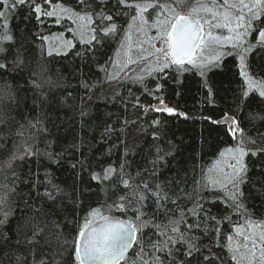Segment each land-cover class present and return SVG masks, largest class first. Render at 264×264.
Segmentation results:
<instances>
[{
    "label": "trees",
    "instance_id": "1",
    "mask_svg": "<svg viewBox=\"0 0 264 264\" xmlns=\"http://www.w3.org/2000/svg\"><path fill=\"white\" fill-rule=\"evenodd\" d=\"M128 2L143 4L146 0ZM89 3L92 35L86 40L76 34L70 18L41 14L37 19L33 10L38 4L42 13H47L52 6L61 5L84 13L79 0L0 3L4 14L0 36L11 37L0 39V64L6 65L0 69V220L8 213L0 224V264H18L24 259L28 264L41 260L45 264H75L71 241L86 218L99 217L88 215L92 208L100 209L101 215L134 220L135 206L127 211L110 207L126 192L119 176L114 175L111 181L92 178L109 168L119 173L122 164L124 172L134 178V187L142 181L153 188L159 184L171 197L164 207L172 211L160 213L156 223L167 224L173 211L178 214L182 208H192L182 190L192 193L207 183L220 153L238 142L239 136L233 139L226 124L213 123L225 114L239 121L248 138L264 144L258 136L264 134V98L259 95L264 87V45L255 29L243 39L242 47H218L220 58L205 65L203 75L200 68L185 62L182 71L175 65L162 66L163 70L157 68L139 78L115 81L109 79L113 58L136 10L119 5L118 0ZM101 12L113 20H101ZM144 17L151 23L156 12L150 8ZM111 23L117 31L105 37L102 29ZM58 34L67 46L50 50L47 37ZM94 35L100 43L92 39ZM249 45L243 70L254 82L252 88L241 75L240 54ZM158 102L174 112L155 109ZM27 146L33 154L15 159L8 167L13 154L21 156ZM158 147L162 150L159 153ZM166 152L171 155L164 156L152 175V161ZM245 163L246 183L240 185L244 207L239 212L229 206L230 202L225 203L224 192H202L205 209L222 222L218 239L214 231L205 236L203 226L189 233L201 249L197 254L201 260L204 255L212 259L228 255L224 245L229 234L234 240L237 237L234 226L248 229L249 219L264 225V154H249ZM53 185L61 190L54 201L45 195ZM178 197L179 208L171 203ZM155 209L153 199H148L143 208L147 218H153ZM225 216L230 220L223 219ZM196 219L186 215L181 229L187 231V224ZM34 231L39 233V244H17L18 238L23 241ZM155 231L145 228L143 238L133 244L120 264H141V245L150 251L146 242L157 239ZM175 260L176 264L185 260L196 264L183 251L175 252ZM165 264L171 261L165 260Z\"/></svg>",
    "mask_w": 264,
    "mask_h": 264
},
{
    "label": "snow or ice",
    "instance_id": "2",
    "mask_svg": "<svg viewBox=\"0 0 264 264\" xmlns=\"http://www.w3.org/2000/svg\"><path fill=\"white\" fill-rule=\"evenodd\" d=\"M26 0H13V5H23ZM48 2V0H46ZM0 3L7 5L8 0H0ZM79 4L85 9L84 15L74 13L79 20L87 18L91 21L93 13L87 11L91 7L89 0H79ZM119 5H123L129 9H135L136 15L132 17L135 21L138 17L142 26H148L149 20L144 17V13H148L151 8L156 12V18L151 27L155 29L156 39H158L162 46L156 48L157 54L163 58V68L175 65L178 71L184 70L185 62L192 64L194 67L201 69V74H204L205 65L197 64L193 59L197 48L209 46L210 43L216 44L224 42L232 43V46L242 47L243 38L253 29L258 33L259 42L264 45V0H204L203 3L197 0L193 4L192 0H170V2H161V0H146L145 3H129L128 0H118ZM61 8L62 12H70V9ZM159 11H156V10ZM37 15V19L41 14L48 16L54 15V12L42 13L40 6L37 4L33 9ZM0 12V17H3ZM150 15V14H149ZM101 20L111 22L113 17L111 15H104L99 13ZM260 27L256 28V24ZM205 25L208 26L207 32L208 40L204 39ZM131 27V25L129 26ZM212 28L227 29L228 36H214L211 32ZM117 31L115 23H111L102 29L103 35L106 37ZM140 31H143L141 27ZM6 34L0 36V39H10ZM97 43L101 41L94 35L92 37ZM251 45L243 48L240 54L242 65L241 75L246 78L249 88L253 87V81L248 78L247 73L243 70V62L245 54L251 50ZM216 56L215 59H219ZM6 68L5 64H0V69ZM161 68V70H163ZM109 74V79H115ZM87 87V85H84ZM248 92H244V96H248ZM259 95L264 98V87L260 88ZM165 110L169 114L174 112L172 108L158 109ZM210 119V118H209ZM221 121H213V123H220ZM223 122L229 124V133L236 139L239 136L235 147L226 148L220 153L223 157L225 154H230V159L224 169H220L221 175L215 179H209L207 183L200 186L192 193L186 190L185 196L192 208H182L177 214L172 212V216L168 217L167 224H159L155 222V218L164 213L167 215L171 209L165 208L164 205L171 199L168 192L157 184L153 188L148 182L142 181L135 185V180L129 174L124 172L125 165H121V171L116 172L115 169H106L103 175L93 174L94 180L111 181L114 175L120 178V184L126 190L124 195L119 196V202H114L110 207H114L117 211H127L130 207H134L135 219L122 221L118 218H110L101 215V210L92 208L89 212L90 217L99 216L103 222L101 226L95 227V221L92 219H85L83 226L76 232L75 237L71 241V247L74 248L75 264H120L121 260L125 259V253L134 243H139L143 238L144 229L147 227L154 228L156 240L147 241V246L150 251L146 250L144 245H141V264H165V260H170L171 264H176L175 252L183 251L184 256L192 257L196 260V264H215L218 260L219 264H264V225L256 224L251 219L247 221L248 229L242 231V226H234V232L239 240L236 246L233 247L234 236L229 234L227 236V244L224 247L227 249V256L219 255L215 259L208 255L200 259L201 249L195 242V239L189 235L193 228L201 229L203 226L204 235L208 236L210 232H215L217 239L221 235L219 224L222 222L217 216L213 215L210 209H205L202 201L205 196L202 192L207 190L210 193L222 191L225 194V203L230 202L229 206L236 212H239L243 207L242 197L244 193L241 191L240 185L246 183V174L248 173V166L245 163V157L249 154L256 156L258 153L264 154V144H258L257 140L248 138L244 130L239 127V121L233 117L225 114ZM236 125V127H232ZM259 139L264 141V134H258ZM154 139H158L154 136ZM162 151L159 147L157 152ZM31 146L25 148L24 154L17 157L13 154L12 159L7 161V166L11 167L14 160L23 159L25 156L32 155ZM171 155V152H166L164 155H158L156 160L152 161L153 171L159 165V162L164 159V156ZM225 169H230L226 172ZM127 177V178H125ZM50 183V181H49ZM199 184V182H197ZM35 187V185H34ZM61 190L58 186L53 185L51 190H47L45 195L50 200H55L56 195ZM153 199L156 206L153 212V218L149 219L148 213L143 211L144 204L148 199ZM177 200H171V203L179 208ZM5 220L8 213H3ZM190 215L196 217L195 223L187 224V231L181 229L180 225L186 223L185 216ZM176 217V218H173ZM223 219L230 220V217L225 216ZM5 220H0L3 224ZM216 226L211 227L212 224ZM260 228V231H255ZM39 233L33 232L30 237H26L23 241L17 239V244L24 243L29 247H35L39 244ZM10 237L5 241H10ZM178 245L183 246L177 247ZM175 249V252H174ZM160 254H163L160 255ZM18 264H28L27 259L19 260ZM39 264H45L43 260ZM182 264H191V261L185 260Z\"/></svg>",
    "mask_w": 264,
    "mask_h": 264
},
{
    "label": "rangeland",
    "instance_id": "3",
    "mask_svg": "<svg viewBox=\"0 0 264 264\" xmlns=\"http://www.w3.org/2000/svg\"><path fill=\"white\" fill-rule=\"evenodd\" d=\"M61 6V5H60ZM65 9H70L65 6H61ZM71 10V9H70ZM51 12L60 17L70 18L74 23L75 32L80 38L91 37V21L87 18L84 20H79L74 13L79 15H84V13H79L71 10L70 12H62L61 8L57 5L51 7ZM153 22L149 23L148 26H142L140 18L138 17L135 21L132 20L131 27L126 32L122 42L117 48L111 67V75L116 77L114 80L118 81L125 78H139L154 69L161 68L163 66V58L156 53L155 49L162 46L161 42L156 39L155 29L151 27ZM143 27V31H140ZM209 31L208 26L205 25L204 39L208 40L207 32ZM211 32L214 36H228L229 33L227 29L212 28ZM246 36L243 38L245 40ZM48 47L50 50H64L67 46L66 40H64L61 34L52 35L47 37ZM225 45H232V43L222 41L219 44L214 42L210 43L209 46L202 48H197L193 59L196 60L197 64L207 65L215 60L218 56V47H223ZM230 154H225L216 160L209 171V178L215 179L218 175H221L220 169H224L225 165L229 162ZM226 172H230V169H225ZM242 230V231H246ZM260 228H256L255 231H260ZM239 237L235 238L234 241H238Z\"/></svg>",
    "mask_w": 264,
    "mask_h": 264
},
{
    "label": "water",
    "instance_id": "4",
    "mask_svg": "<svg viewBox=\"0 0 264 264\" xmlns=\"http://www.w3.org/2000/svg\"><path fill=\"white\" fill-rule=\"evenodd\" d=\"M186 62H187V61H186ZM154 108H155V109H166V108H169V107L166 106V104L163 103V102H158V103H155V104H154ZM229 116H231V115H229ZM223 118H224V117H222V118L219 119L218 121H221L220 123H224V124H226V125L228 126V129H229V124L226 123V122H223ZM232 127H233V125H232ZM103 216L110 217V218H117V217H113V216H111V215H103ZM118 219H120V220H122V221H126V220H128V219H122V218H118ZM92 220L95 221V224H94L95 227H99V226H101L102 223H103V222L100 220L99 217H98V218H95V219H92ZM131 248H132V247H131ZM131 248H129V249L127 250V252L125 253V256L129 253V251L131 250Z\"/></svg>",
    "mask_w": 264,
    "mask_h": 264
}]
</instances>
